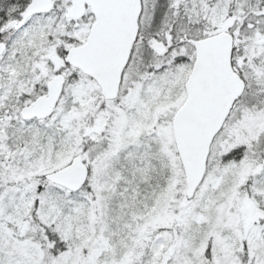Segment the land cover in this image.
I'll list each match as a JSON object with an SVG mask.
<instances>
[{
	"label": "snow or ice",
	"instance_id": "obj_1",
	"mask_svg": "<svg viewBox=\"0 0 264 264\" xmlns=\"http://www.w3.org/2000/svg\"><path fill=\"white\" fill-rule=\"evenodd\" d=\"M0 264H264V0H0Z\"/></svg>",
	"mask_w": 264,
	"mask_h": 264
}]
</instances>
